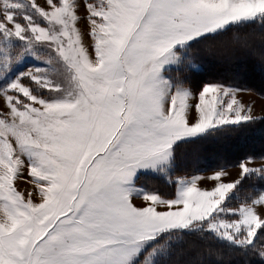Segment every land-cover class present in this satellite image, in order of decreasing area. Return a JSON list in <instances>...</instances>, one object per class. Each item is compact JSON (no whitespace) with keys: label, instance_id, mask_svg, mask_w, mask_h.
<instances>
[{"label":"snow or ice","instance_id":"obj_1","mask_svg":"<svg viewBox=\"0 0 264 264\" xmlns=\"http://www.w3.org/2000/svg\"><path fill=\"white\" fill-rule=\"evenodd\" d=\"M233 28L264 31V0H0V264H167L178 233L264 264V164L174 174L178 144L257 120L249 89L188 83Z\"/></svg>","mask_w":264,"mask_h":264},{"label":"trees","instance_id":"obj_2","mask_svg":"<svg viewBox=\"0 0 264 264\" xmlns=\"http://www.w3.org/2000/svg\"><path fill=\"white\" fill-rule=\"evenodd\" d=\"M196 58L199 69L187 73L193 92L203 84L238 85L264 95V31L259 28L237 29L218 35L199 46ZM175 175L184 176L221 169L238 164L246 156L264 157V117L256 121L230 126L187 140L176 147ZM149 188L170 196L172 187L156 176L141 175ZM140 181V183H142ZM252 181H246L245 187ZM238 202L233 200L231 206ZM167 264H242L241 258L215 240L198 235L178 233L168 242ZM211 249L212 255L205 250Z\"/></svg>","mask_w":264,"mask_h":264},{"label":"rangeland","instance_id":"obj_3","mask_svg":"<svg viewBox=\"0 0 264 264\" xmlns=\"http://www.w3.org/2000/svg\"><path fill=\"white\" fill-rule=\"evenodd\" d=\"M38 3L43 4V0H38ZM79 14L81 16L84 15V9L83 8H81L79 10ZM85 24H86V22H83V21L80 24L82 31H85ZM88 43H89V40H88L87 36H85V44L87 45ZM199 68H200V66L198 64H196L195 69H199ZM240 97L242 98V100L245 104L250 105L252 107L254 116H256L257 118L264 117V95H261L259 93H256V92L250 90L247 92L240 93ZM0 110H2V109H0ZM261 164H264V160H262L261 158H256L255 163L251 166L259 167ZM218 170H220V169H218ZM218 170H211V171L208 170V171H203V172L196 173V174L202 175L204 177H209V176H211L212 173H214L215 171H218ZM224 170L229 173V176L226 178L227 180H234L238 177L239 168L237 167V164L224 167ZM231 174L233 176H231ZM192 175H195V174H192ZM192 175H184V176L191 177ZM148 176H153V175H148ZM25 177H27L26 173H25ZM156 177H158L159 179L163 180V182L168 184L163 177H159V176H156ZM140 181H142V180H140ZM140 181H139V183H137V180H136V185L138 187L144 188L148 191H158L157 188H155V189L149 188L147 186L145 180H143L142 183H140ZM201 186L202 187H211V186H213V182L210 180H203V181H201ZM18 188H19V190L25 191L26 193H27V191H32L31 183L26 182L25 179H21L18 181ZM33 197L38 199L36 192H33ZM134 202L139 204L142 201L139 197H134Z\"/></svg>","mask_w":264,"mask_h":264},{"label":"crops","instance_id":"obj_4","mask_svg":"<svg viewBox=\"0 0 264 264\" xmlns=\"http://www.w3.org/2000/svg\"><path fill=\"white\" fill-rule=\"evenodd\" d=\"M224 169V168H223ZM212 170H218V169H212ZM211 171V170H210ZM231 176H233L232 174H231Z\"/></svg>","mask_w":264,"mask_h":264}]
</instances>
